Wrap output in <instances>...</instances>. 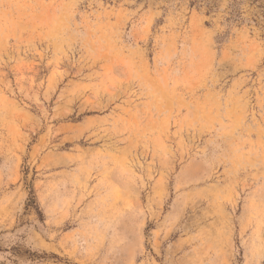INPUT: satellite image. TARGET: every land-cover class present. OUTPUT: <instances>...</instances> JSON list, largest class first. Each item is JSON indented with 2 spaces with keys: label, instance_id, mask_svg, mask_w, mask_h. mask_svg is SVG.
I'll return each instance as SVG.
<instances>
[{
  "label": "rangeland",
  "instance_id": "1",
  "mask_svg": "<svg viewBox=\"0 0 264 264\" xmlns=\"http://www.w3.org/2000/svg\"><path fill=\"white\" fill-rule=\"evenodd\" d=\"M0 264H264V0H0Z\"/></svg>",
  "mask_w": 264,
  "mask_h": 264
}]
</instances>
